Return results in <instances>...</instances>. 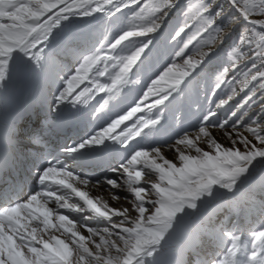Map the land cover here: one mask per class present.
I'll list each match as a JSON object with an SVG mask.
<instances>
[{"label":"snow or ice","instance_id":"snow-or-ice-1","mask_svg":"<svg viewBox=\"0 0 264 264\" xmlns=\"http://www.w3.org/2000/svg\"><path fill=\"white\" fill-rule=\"evenodd\" d=\"M179 6L0 0V90L20 76L40 78L55 88L59 126L77 115L93 125L55 154L44 145L25 199L18 184L0 188V264H187L189 252L193 264H264V199L251 194L264 195V0H187L183 23L166 30ZM240 25L249 26L228 45L226 64L213 68ZM62 54L75 63L65 68ZM202 81L211 82L212 96L223 89L226 98L199 112L194 131L166 134L169 113L182 122V104ZM14 145L5 133L0 172ZM106 154L120 162L98 178L69 171L60 158L80 164ZM88 186L107 187L117 203L123 191L129 206L91 197ZM242 205L261 220L249 236L238 234ZM201 216L207 223L178 256L174 241ZM89 220L108 226L88 227ZM202 237L219 249L216 256L200 257Z\"/></svg>","mask_w":264,"mask_h":264},{"label":"bare ground","instance_id":"bare-ground-1","mask_svg":"<svg viewBox=\"0 0 264 264\" xmlns=\"http://www.w3.org/2000/svg\"><path fill=\"white\" fill-rule=\"evenodd\" d=\"M61 56H63V54ZM60 60H61V63L65 66V68L70 66L66 63H63L62 59ZM54 93H55V88L52 85L45 83L40 78L26 77V76L18 77L15 81L9 83L6 86V88H4L0 92V124H2L12 112L24 106L30 97H35L36 104L39 108L44 107L47 109H51L52 106L54 107L52 103ZM103 95L104 94L101 95L100 93L99 97ZM99 97H97V99H99ZM51 111L53 112V110L51 109L50 112L46 113V115L44 116L48 120V122L42 130L40 139L35 142L30 143L27 147V149L33 152V154L27 156L24 159L25 161L22 162V164L26 166V170L28 171V174H29V179L33 182L34 186H35V183H34L35 177L32 175L29 166L33 165L34 159L38 160L39 158L42 157V153L46 152V149L43 146V142L47 144L48 150H51L53 153H55L60 146L59 136L62 137L63 139L70 138V139L77 140L79 138H85L92 131V127H93L92 123L88 122L86 119H82L79 122V124L76 125V127L72 128L71 132L65 135L66 137H68L66 138L62 134L60 133L58 134L55 131V126L57 125L56 115L54 114V112L52 113ZM194 130L195 129H193V131ZM77 133L80 134L79 138H77L74 135ZM215 133H216V130L214 129L213 134ZM165 152H166V155L171 157V153L167 152V149H165ZM113 156L114 157H112V159H108L106 160V162H103V163L97 162L95 160V161H91L87 163L74 164L70 159H68L69 160L68 170L74 172L77 175H83L82 173L83 171L86 174H88L86 175V178H94V177L97 178L102 175L97 172L98 168L104 174L105 173L104 168L108 167L114 162L115 163L117 162V159H119V156L118 155H113ZM83 190L88 191L91 197H101L103 200L107 201L110 206L119 207L122 205L119 203L121 199L118 203L112 200V193L109 192L107 187L88 186L87 188H84ZM121 196L122 195H120V197ZM75 199H78V198H75ZM75 199L73 200V202H75ZM84 223H86L88 227H103V226H98L96 220H89V221H85ZM102 223L106 224V222H100L99 224H102ZM238 223H239L240 229L241 227H244L245 225V222L241 221L240 217L238 219ZM82 231L85 235H87L86 229H82ZM56 234L59 235V233H56ZM189 235H190V231L188 227L185 226L184 235L177 237L176 240L174 241V249L176 250L180 245H182L183 242H186L190 238L188 237Z\"/></svg>","mask_w":264,"mask_h":264},{"label":"rangeland","instance_id":"rangeland-1","mask_svg":"<svg viewBox=\"0 0 264 264\" xmlns=\"http://www.w3.org/2000/svg\"><path fill=\"white\" fill-rule=\"evenodd\" d=\"M221 2L223 3L224 0H221ZM186 3H187V0H180V6L177 9L173 10L171 15L167 19V22L165 24L166 30H170V29L176 27L177 25L183 23V19H184L183 12L185 10ZM230 11H234V10H230ZM247 26H249V25L237 26V28L232 33V35L229 37V39L225 43V45L218 50L217 56L213 59V62H212L213 68H218L219 66L226 64L227 57L225 55V50L227 49L228 45L232 42V40L235 38L236 34L241 30V28L247 27ZM187 38H188L187 35H185L184 39L186 40ZM177 43H181V42L177 41ZM195 45H196V41H193L192 45H190L189 48L194 49ZM63 56H65V55H63ZM63 56H60L59 59L64 60L65 58ZM210 87H211L210 81H202L199 94L194 95V96L184 100V102L182 104L184 119L182 122L179 123V125L182 127V129L188 130V131H193V128H189V125L196 124V117L199 114V112L207 109L210 104H211V106L215 107V103H217L220 98H226V95H225L223 89L219 90V94L217 96H215V97L212 96L210 91H209ZM231 103H234V102H230V104ZM226 109H227V106H225L224 110L220 111V113H219L220 118L224 117V115L226 114ZM170 115H171V112H170ZM184 126H187V128H185ZM169 133H171V131ZM214 135H216L218 138H222V134L219 133L218 131H216V133ZM21 165L24 166L23 164H21ZM111 165H109V166H111ZM109 166L104 168L105 172L107 171ZM32 189H33V187H32ZM119 194L122 195L121 201L119 203L122 205H124V203H125L124 206H126V207L129 206L128 200L124 199V197L127 196V193L121 191V192H119ZM251 194H254L258 200L262 199L264 197V195H262L258 189H252ZM128 199L130 200L131 197H128ZM227 212H228V209H225L224 213L219 214L218 219H222L223 215L226 214ZM245 217L248 219L247 220L248 228H247V233L243 236H249L251 231L258 230L260 228L261 220H260L259 215L256 213H253L250 215H245ZM198 218H200V217H195L190 222H188V224L186 226L188 227L189 231L191 228L195 229L197 227H200V222L196 221ZM201 218H203V216H201ZM232 219L234 220V216L232 217ZM97 225L103 226V227L108 226L107 223L106 224L97 223ZM103 227H101V228H103ZM229 227H231V224H229ZM194 231L195 230H191L190 232L193 233ZM238 234H240V233H238ZM214 251H216V255H217V253L219 252V249L218 250L214 249ZM189 264H191V262Z\"/></svg>","mask_w":264,"mask_h":264}]
</instances>
